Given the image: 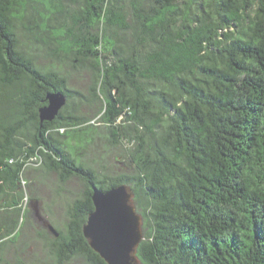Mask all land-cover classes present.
Masks as SVG:
<instances>
[{
  "label": "trees",
  "instance_id": "16d2710c",
  "mask_svg": "<svg viewBox=\"0 0 264 264\" xmlns=\"http://www.w3.org/2000/svg\"><path fill=\"white\" fill-rule=\"evenodd\" d=\"M98 139L118 172L84 160ZM50 178L83 191L29 262L13 245ZM121 184L140 264H264V0H0V264H106L83 227L93 186Z\"/></svg>",
  "mask_w": 264,
  "mask_h": 264
},
{
  "label": "water",
  "instance_id": "95a60500",
  "mask_svg": "<svg viewBox=\"0 0 264 264\" xmlns=\"http://www.w3.org/2000/svg\"><path fill=\"white\" fill-rule=\"evenodd\" d=\"M39 111L41 122H52L67 103L64 92H50ZM132 189L121 184L108 190L92 188L94 210L83 227L90 247L106 264H140L137 250L143 240V218L134 203ZM49 230L58 233L49 225Z\"/></svg>",
  "mask_w": 264,
  "mask_h": 264
},
{
  "label": "rangeland",
  "instance_id": "374dc122",
  "mask_svg": "<svg viewBox=\"0 0 264 264\" xmlns=\"http://www.w3.org/2000/svg\"><path fill=\"white\" fill-rule=\"evenodd\" d=\"M76 76L77 78L73 81L75 87L84 91L88 83L86 75L77 74ZM83 110L90 112L86 106ZM102 142L99 139L96 140L94 146L86 153L87 156L84 160L87 159L89 163L91 162L90 165L102 173L118 172L120 165L115 161L112 153L105 149ZM103 166H110V168L107 171L102 169ZM36 182L32 184L31 190L40 198V201H37L31 207L33 215L30 222L13 247L20 252L19 255L24 260L31 262L30 260L35 257L39 262L44 263L47 259L45 245L47 240H50L54 235L49 230V225L63 229L64 224L67 222L65 215L67 201H71L74 197H77L76 195H81L83 186L77 180L71 181L65 187V191L62 190V197L59 198L55 196L58 187L54 178L45 179L42 183ZM69 264L85 263L77 258Z\"/></svg>",
  "mask_w": 264,
  "mask_h": 264
}]
</instances>
